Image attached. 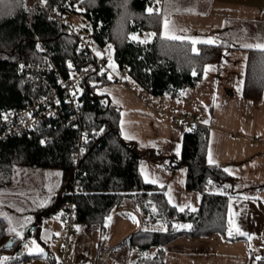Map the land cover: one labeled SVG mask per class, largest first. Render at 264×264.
<instances>
[{
    "label": "trees",
    "instance_id": "1",
    "mask_svg": "<svg viewBox=\"0 0 264 264\" xmlns=\"http://www.w3.org/2000/svg\"><path fill=\"white\" fill-rule=\"evenodd\" d=\"M74 3L75 0H47L45 5L57 7L71 18L76 14L72 7ZM118 3L121 1L89 0L82 5L79 3L81 23H85L84 28L92 32L94 48L113 43L118 67H128L127 75L149 95L174 96L180 90L193 88L201 81L204 66L218 62L220 46H196L198 52L193 53L188 42L162 38L161 13L146 11L155 7L154 0H128L125 3L127 15L120 20ZM129 14L133 20L127 24ZM145 31L154 33L149 43L128 39L132 32ZM38 47L47 49L63 76L71 71L84 74L81 80L84 93L80 99V127L73 128V124L62 127L55 121L27 135L0 141V177L7 176L14 162L19 161L35 168L60 170L62 183L67 184L73 172L72 152L79 130L83 128L95 133L88 135L85 150L78 161L81 186L76 198L77 223L102 224L117 205L133 200L146 224L160 220L166 226L164 231H141L133 237L142 251L156 248L151 257L138 259L134 264H161L164 246L179 235L200 237L218 234L228 239L226 205L228 196L234 192H230V188L222 190L225 185H232L234 180L220 167L206 161L208 127L200 123L193 128L186 127L180 154L166 157L168 164L165 167L168 169L186 168V189L202 194L197 211L178 212L168 204L161 189L142 181L138 170L142 155L134 143L120 137L119 108L107 96L96 94L98 88L113 82L107 71L95 66L94 57L78 53L65 29L49 20L39 5L30 11L21 0L0 1V110L21 106L27 87L17 74V65L20 62L41 63L44 55ZM194 70L196 75L192 74ZM263 91L264 52H250L243 96L257 100ZM42 139L48 143L42 145ZM209 180L212 184L208 183ZM64 193L49 207L50 216L59 212L65 201ZM174 220L191 227L181 231L174 229ZM9 238L7 223L0 218V257H7L0 264H23L33 258L17 253L19 239L11 247H5Z\"/></svg>",
    "mask_w": 264,
    "mask_h": 264
},
{
    "label": "crops",
    "instance_id": "2",
    "mask_svg": "<svg viewBox=\"0 0 264 264\" xmlns=\"http://www.w3.org/2000/svg\"><path fill=\"white\" fill-rule=\"evenodd\" d=\"M170 1L164 3L163 0L162 4L157 2L155 6V10L159 9L158 12L162 15L160 36L162 37L164 30L163 22L168 19L172 34L200 40L213 38L216 43L200 42L196 46L222 47L218 62L207 64L213 67L206 74L203 70L201 81L193 88L183 89L174 96L164 94L154 97L146 94L147 101L151 103L149 106L137 98L141 89L127 73L118 67H108L107 58L98 55L106 63L108 76L118 81L98 88L96 94L107 96L119 108L120 137L123 141L134 143L142 155L138 167L142 181L161 189L168 204L178 212H181V207L183 211H197L202 194L186 189L185 167L173 170L165 167L168 164L167 156L180 154L186 130L178 120L171 119V114L184 115L208 127L206 161L208 163L211 152L216 161L214 165L223 171L229 169V172H224L234 180L232 185L222 188V192L225 188L234 192L228 196L226 219L228 222L231 197V207L236 213L234 219L241 230L252 238L248 239V236L235 231L232 236L228 235V239L218 234L200 237L179 235L164 246L161 264H264V253L248 246L249 241H259L264 235V91L257 100L243 96L249 54L264 51L242 46L264 43V0ZM149 34H153V31L146 32L145 37L138 34L140 39L137 42H141ZM153 37L154 35L144 43L151 42ZM184 42L191 44L188 40ZM99 52H103L102 48L98 49L97 53ZM128 85H133V89ZM142 166L149 182L141 174ZM52 170L57 169L36 167L30 171L38 176L36 183L41 185L44 193L39 194L36 199H30L34 200L32 202L27 200L28 205L40 204L45 198H48L47 204L39 207L35 213L27 211L25 214V208L22 212L15 213V200L23 202L26 198H31V194L27 192L22 199L14 197L10 200L9 204L14 203V207L7 205L6 212L0 214L8 228V218H11L15 226L17 223L13 218L18 219L20 214H31L33 217L23 229V239L16 237L14 233L9 238L12 243L19 239L16 250L33 257L23 264L56 263L61 258V219L59 212L50 216L48 209L63 195L66 184L62 183L59 171L60 176L55 183H60V186L54 193L49 192L53 194L45 193L42 178L47 177ZM151 178H155L158 183H151ZM24 179L29 181L26 177ZM168 194L173 200L171 204ZM135 207L133 200L117 205L107 216L111 217L107 226V217L102 224L76 223L72 230V245L68 251L70 260L74 264H89L94 260L97 249L103 246L114 248L110 264H134L138 259L151 257L156 248L142 251L133 237L141 231H164L166 226L160 220L146 224L145 217ZM132 217L139 224L134 223ZM159 222L163 226H159ZM184 225L189 224L177 220L172 222V227L180 231ZM32 240L43 249V254H29L24 244L31 246ZM257 256L262 259L257 260Z\"/></svg>",
    "mask_w": 264,
    "mask_h": 264
},
{
    "label": "built area",
    "instance_id": "3",
    "mask_svg": "<svg viewBox=\"0 0 264 264\" xmlns=\"http://www.w3.org/2000/svg\"><path fill=\"white\" fill-rule=\"evenodd\" d=\"M25 2L30 11H33L35 5L41 6L49 20L65 29L67 35L74 41L78 53L94 57L95 66L107 71L105 61L95 53L90 30L85 29L82 25L74 24L57 7H47L45 3H41V0H25ZM38 51L44 55L41 63L20 62L17 65V74L24 80L27 89L23 92L25 97L21 106L0 110V141L27 135L42 125L50 126L51 122L55 121L62 127L69 124H73V128L80 127L79 122L82 116L80 99L84 93L81 80L84 74L71 71L63 76L58 71L47 49L38 47ZM128 70L129 68L125 66L121 68V71L126 73ZM115 81L118 80L115 79ZM128 87L133 89V85H128ZM146 94L149 93L141 90L137 94V98L151 106L150 101H147ZM170 117L172 120H178L185 127L193 128L198 124L197 121L190 120L184 115L171 114ZM90 133L83 128L79 130L76 145L72 152L73 172L64 190L65 201L59 210L63 241L61 258L57 264H74L68 257V251L72 245V230L77 223L78 202L76 198L81 186L78 161L85 150ZM41 141L44 143L42 144ZM41 141L42 145L48 143L46 139ZM82 149L83 151H81ZM248 246L264 253V235L259 241H249ZM113 250L114 248L110 246L98 248L94 260L89 264H110Z\"/></svg>",
    "mask_w": 264,
    "mask_h": 264
},
{
    "label": "rangeland",
    "instance_id": "4",
    "mask_svg": "<svg viewBox=\"0 0 264 264\" xmlns=\"http://www.w3.org/2000/svg\"><path fill=\"white\" fill-rule=\"evenodd\" d=\"M0 1L5 2V1H9V0H0ZM46 1L47 0H44V3H46ZM88 1L89 0H75V3H74V5L72 7L75 9L76 14H73L72 17L70 18V20L74 24L84 26L85 23L84 24L81 23V15L79 14L81 12V9L78 6H79V3L80 4L81 3H86ZM117 1H121V3H118L116 5V7H120L119 12H121V15H120V17L118 19V20H120L121 18H124L123 16L127 15V13H126L127 4H125V3L128 2V0H117ZM164 1H165L164 3H166V1L168 2L169 0H164ZM172 1L173 0H171L170 2H172ZM21 2H22V4L24 5V7L26 9H29L26 6L25 0H21ZM157 2H159V4H162L163 0H160V1L159 0H154V4H156ZM9 5L10 4H7V6H9ZM132 20L133 19L131 18V14H129L128 17H126V23L127 24L128 23H132L131 22ZM138 34H142V36L145 37L146 36V31L142 32V33L132 32L131 34L128 35V39L137 42L138 41L137 39L133 40L130 37L132 35H135L136 37H138ZM144 40L145 39H143L142 41H144ZM139 43L146 44L144 42L143 43L139 42ZM98 49H99V47H97V46L94 48L96 55H97ZM102 50H103V52H99V55H102V56L106 57L108 64H109V57H112V59H113V60H111L112 64L115 67H118V65L116 64V62L114 60V45H113V43H108L105 47L102 48ZM102 56H99V57L102 58ZM108 67H111V66L108 65ZM123 78H124V76H123ZM110 79L112 81H115L114 78H110ZM140 92H141V90H140ZM33 168H35V167L24 165V164H22L19 161L18 162H14V164H13L11 170H10V173L7 176H1L0 177V195H2L4 197L3 198V197L0 196V214H3V213L6 212L5 210H6L7 205L12 206V208L14 207V205H13L14 203H10L9 204L10 200H13L14 197L18 198V199H22V198H24L23 195H25L27 192L31 194V196H30L31 198H26L25 200H23V202L25 201V203L21 202L20 200H15L16 203H17V204L15 203L16 208L15 209L13 208L15 213L22 212L23 208H25V210H24L25 214H26L27 211H33V213H35L37 211V209L40 207V206H38L39 204H37V203H29V205H28V201H27V200H29L30 202H32L34 200H30V199H36V198H38L39 194H41L42 192L44 193L43 188L41 189V185L39 183H36V181H38V178H37L38 176L36 174H34V172H30V171H32ZM59 171L60 170H52V172L47 177H45L44 179L42 178V187L43 186L46 187L45 188V193L47 192L48 194H53L54 190L56 191L57 188L60 186V183H55L56 181H58V176H60ZM25 177L30 182L25 180L24 179ZM56 177H57V179H56ZM45 182H47V184H45ZM59 182H60V180H59ZM49 189H51L53 191V193H49L50 192ZM45 199H48V198H45ZM22 216L23 215L20 214L19 217L17 216L18 219L13 218V220H15L16 223H19V222H24V218H26V217H31V220L33 219L31 214L27 215V216H23V217ZM159 223H160V224H158L159 226L160 225L163 226L162 222H159ZM180 229L181 230H185L187 228L182 227ZM8 240H10V239H8Z\"/></svg>",
    "mask_w": 264,
    "mask_h": 264
},
{
    "label": "snow or ice",
    "instance_id": "5",
    "mask_svg": "<svg viewBox=\"0 0 264 264\" xmlns=\"http://www.w3.org/2000/svg\"><path fill=\"white\" fill-rule=\"evenodd\" d=\"M41 3H44V0H41ZM146 11L148 13H153L154 9L149 7L146 9ZM155 11H159V9H156ZM163 32L161 33L162 37L164 38H167V39H172V40H180V41H184V40H188L191 42L192 44V52L193 53H197L198 52V49L196 47V44L197 43H206V44H213V43H216V41L213 39V38H208V39H205V40H200L199 38H193V37H188V36H181V35H175V34H172L171 30H170V21L168 19H165L164 22H163ZM154 35L153 34H149L144 41H141L142 43L143 42H146L148 39L151 38V36ZM131 39L133 40H136L138 39V37H136L135 35H132L130 37ZM243 47H247V48H256V49H259V50H262L264 51V43H256V44H245V45H242ZM110 47V46H109ZM97 55H99V53H97ZM109 65L111 67H115L113 64H112V61H111V57H109ZM71 67V65H70ZM213 66L211 65H205L204 66V70H205V74L207 73V71L212 68ZM193 75H196V72L195 70L193 71L192 73ZM239 91V89H238ZM30 115V114H29ZM6 118V117H5ZM205 123H207V121H205ZM101 131H103L101 129ZM122 131V135H124L123 133V129L121 130ZM125 138H130V137H127L125 136ZM41 143L43 144L44 141H41ZM83 151V149L81 150ZM177 153L179 154V146L177 147ZM208 164L209 165H214L216 164V161L212 158L211 156V152H209V156H208ZM225 172H229V169H224ZM141 174L144 175V178L146 180V182H149V177L148 175L145 174V171H144V167L142 166L141 167ZM151 183L153 184H156L158 183V181L155 179V178H151L150 180ZM209 184H212V181L209 180L208 181ZM161 187H163V185H161ZM225 187H228V185H225ZM49 191L51 192L52 190L49 189ZM171 192V188L169 186V193ZM245 199H248V197H245ZM168 200H169V203H173V200H172V197L170 194H168ZM49 201L47 199L45 200H42L40 202V204L38 206L40 207H43L45 204H47ZM231 203H232V198L229 197V208H228V235L229 236H232L233 235V232L235 231L236 233L240 234V235H245V236H248V239H251V235H249L248 233L244 232L241 230L240 226L238 225V223L236 222V220L234 219L236 213L233 212L232 210V207H231ZM179 210L183 211V207H181ZM153 211H155V206H153ZM111 219V217H107L106 218V226H107V222ZM133 219V222L134 223H137L139 224L138 221L135 220V217H132ZM31 220V217H26L24 218V222H19L17 223L15 226H13V222L11 220V218H8V222H9V228H8V232L9 234H12L14 233L16 237L18 238H21L23 239V229L25 227H27V223ZM78 227V226H77ZM183 227H188L190 228L191 226L190 225H184ZM163 230V229H162ZM57 235H59L57 233ZM44 238V237H42ZM24 247L28 249L29 251V254L33 253V252H36V253H40V254H43V249L40 248V246L36 243L35 240H32L31 241V246H29V244H24ZM147 255V254H145ZM7 257H0V262L6 260ZM257 260H260L262 259V257L260 256H257L256 257Z\"/></svg>",
    "mask_w": 264,
    "mask_h": 264
},
{
    "label": "water",
    "instance_id": "6",
    "mask_svg": "<svg viewBox=\"0 0 264 264\" xmlns=\"http://www.w3.org/2000/svg\"><path fill=\"white\" fill-rule=\"evenodd\" d=\"M12 242L10 240H8L6 243H5V247H11L12 246ZM17 253H20L19 249L17 250Z\"/></svg>",
    "mask_w": 264,
    "mask_h": 264
}]
</instances>
